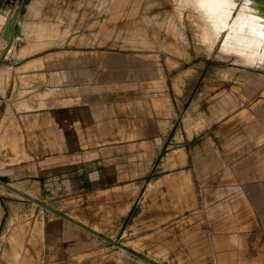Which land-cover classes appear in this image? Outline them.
Wrapping results in <instances>:
<instances>
[{
    "label": "rangeland",
    "instance_id": "1",
    "mask_svg": "<svg viewBox=\"0 0 264 264\" xmlns=\"http://www.w3.org/2000/svg\"><path fill=\"white\" fill-rule=\"evenodd\" d=\"M6 1L0 5V31L6 22L2 15L10 19L19 5V0ZM38 1L37 14L29 13L32 0H27L18 15V22L28 14L38 23L24 25L25 39L47 35L60 45L76 28L78 35L58 48L83 50L89 63L117 53L162 66L172 83L170 94L175 93L171 98L183 88L178 122L186 140L211 136L217 155L199 142L178 152L171 145L178 139L174 133L168 147L99 148L86 128L76 134L86 144L67 149L85 164L50 169L42 163L39 173L34 159L41 154L44 160L48 148L36 146L38 119L15 115V105L8 103L16 100H6L5 94L0 97V264H47L46 228L50 220L61 219L57 215L112 242L109 249L93 248L90 256L115 263L129 251L136 264H264V151L254 150L244 160L238 149L242 128L231 129L247 124L264 131V67H246L221 55L220 41L213 46L184 0ZM80 9L89 12L88 29L74 26ZM10 76L0 67L1 94ZM154 103L158 111L159 102ZM30 107L22 102L17 109ZM205 118L217 119L209 131ZM50 137L64 138L61 132H42V143ZM17 162L22 163L12 165Z\"/></svg>",
    "mask_w": 264,
    "mask_h": 264
},
{
    "label": "crops",
    "instance_id": "2",
    "mask_svg": "<svg viewBox=\"0 0 264 264\" xmlns=\"http://www.w3.org/2000/svg\"><path fill=\"white\" fill-rule=\"evenodd\" d=\"M6 15L2 16L7 21L9 17ZM89 18V12L80 9L74 26L77 25V28L82 30L83 25H86L88 29L85 21ZM22 19V22H19L21 36L13 39L6 52L0 53L4 55L0 67L11 72L8 79L9 87L6 89L5 85L3 86L0 97L3 99L6 94V100H16L15 103H8L10 106L15 105L13 108L15 115L29 114L38 119V126L34 129V133H39L36 146L39 149L48 148V156L44 160H41V154L38 159L35 157L36 162L34 159L39 173L42 171V163L49 164L50 169L52 164H85L86 161H81L82 157L71 155L72 152H68L67 149L74 147L81 149L86 144L83 136L76 135L77 129L83 134L86 133V128L94 132L99 148L110 146L119 151L125 147L130 150L137 147L155 149L168 147L170 134H176L178 139L171 145H174L178 152L186 153L188 143L199 142L217 155L214 151L217 146L211 136L206 138L200 133L186 140L184 124L178 122L181 114L178 101L183 94V88L176 99L171 98L175 93L170 94L172 83L164 74L162 66L159 69L154 63H146L117 53L103 60L97 59L95 63H89L88 57H83V50L58 48L67 42L69 36L78 35V29L72 28L64 43L57 45V39L47 35L40 40L25 39L27 31L24 25L37 22H34L36 17L31 18L28 14ZM71 40L72 38L70 42ZM20 41L23 43H19ZM19 50L25 53L21 58L14 55ZM155 101L159 102L158 111L153 107ZM168 101L171 103L173 117L169 116ZM22 102L31 107L17 109L18 104ZM84 117L87 124L84 123ZM205 121L204 130L209 131L217 119L205 118ZM237 126L242 128V141L240 140L241 145L238 148L240 157L247 160L255 154L254 150L264 151V131L247 124H236L231 129ZM42 132L49 135L61 132L64 138L53 140L50 137L48 141L43 139L42 143ZM58 146L63 149L62 154L52 151ZM21 163L12 165L17 166ZM57 216L61 219L50 220L46 228L47 264H136L131 259L132 253L129 251L122 253L119 258L121 260L116 263L95 255L90 256L93 248L105 244L110 245L106 248L109 249L113 243L104 241L73 220L71 222L61 215Z\"/></svg>",
    "mask_w": 264,
    "mask_h": 264
},
{
    "label": "bare ground",
    "instance_id": "3",
    "mask_svg": "<svg viewBox=\"0 0 264 264\" xmlns=\"http://www.w3.org/2000/svg\"><path fill=\"white\" fill-rule=\"evenodd\" d=\"M198 15L207 29L213 46L218 42L225 31L218 52L221 55L237 58L244 66L250 68L264 67V48L262 41L252 35H262L253 25L250 15L245 13L244 7L240 8L237 18L229 21L237 0H185ZM42 2V0H41ZM40 1L32 0L28 7L31 15L38 13ZM248 28V30H245ZM4 44L0 41V47Z\"/></svg>",
    "mask_w": 264,
    "mask_h": 264
},
{
    "label": "water",
    "instance_id": "4",
    "mask_svg": "<svg viewBox=\"0 0 264 264\" xmlns=\"http://www.w3.org/2000/svg\"><path fill=\"white\" fill-rule=\"evenodd\" d=\"M26 1L27 0H19V5L17 7V10L14 16H12L9 20H7L5 24L3 25L1 33H0V39L1 41L4 42V44L2 45V47H0V53L6 52L10 48L13 42V39L16 40L17 37L21 36V33H20L21 28H20L19 22L17 21V18H18V15L20 13V10L23 4ZM2 2L3 0H0V5ZM13 2L14 0H7L6 4L12 5ZM241 7L242 8L244 7L245 13L247 15H250L253 21V25L254 27H256L257 31H259L262 35H264V0H237L235 8L229 19L230 22L237 18V13ZM245 30H248V28H245ZM252 37H255L256 39L262 41L261 48H264V36H259L255 34V35H252ZM224 38H225V31L224 33H222V36L219 38L220 45ZM3 57L4 55H1L0 62L2 61ZM67 220L73 222L71 219L67 218Z\"/></svg>",
    "mask_w": 264,
    "mask_h": 264
},
{
    "label": "snow or ice",
    "instance_id": "5",
    "mask_svg": "<svg viewBox=\"0 0 264 264\" xmlns=\"http://www.w3.org/2000/svg\"><path fill=\"white\" fill-rule=\"evenodd\" d=\"M214 2H219V0H214Z\"/></svg>",
    "mask_w": 264,
    "mask_h": 264
},
{
    "label": "built area",
    "instance_id": "6",
    "mask_svg": "<svg viewBox=\"0 0 264 264\" xmlns=\"http://www.w3.org/2000/svg\"><path fill=\"white\" fill-rule=\"evenodd\" d=\"M1 55V54H0Z\"/></svg>",
    "mask_w": 264,
    "mask_h": 264
}]
</instances>
